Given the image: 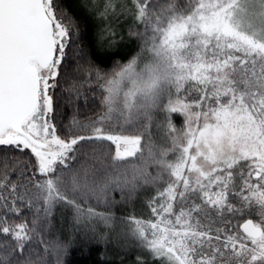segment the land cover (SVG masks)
<instances>
[{
	"label": "snow or ice",
	"instance_id": "6c2138e0",
	"mask_svg": "<svg viewBox=\"0 0 264 264\" xmlns=\"http://www.w3.org/2000/svg\"><path fill=\"white\" fill-rule=\"evenodd\" d=\"M69 3L0 0V264H264V0Z\"/></svg>",
	"mask_w": 264,
	"mask_h": 264
},
{
	"label": "trees",
	"instance_id": "16d2710c",
	"mask_svg": "<svg viewBox=\"0 0 264 264\" xmlns=\"http://www.w3.org/2000/svg\"><path fill=\"white\" fill-rule=\"evenodd\" d=\"M78 2L79 0H70V10L77 7ZM94 30L95 25L91 19H89V36H91V33ZM120 37H123V39H120ZM117 41L118 42L114 46L102 50L92 47V58L105 61L106 63L101 64L102 67H110V61L112 59H121L126 57L132 48V45L129 42L126 26H121ZM81 106L83 108V104ZM177 123H179V121H177ZM101 258L102 257L100 256L98 246L93 244H85L77 240L69 251L67 256V264H99ZM131 259H134V256L126 257L124 264H128V261ZM116 264H119V262L117 261Z\"/></svg>",
	"mask_w": 264,
	"mask_h": 264
}]
</instances>
